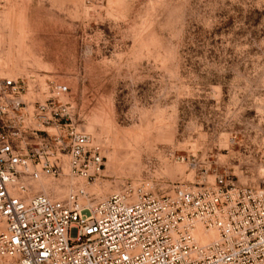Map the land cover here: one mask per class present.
<instances>
[{
    "label": "rangeland",
    "instance_id": "rangeland-1",
    "mask_svg": "<svg viewBox=\"0 0 264 264\" xmlns=\"http://www.w3.org/2000/svg\"><path fill=\"white\" fill-rule=\"evenodd\" d=\"M0 65L70 88L98 198L264 188V0H0Z\"/></svg>",
    "mask_w": 264,
    "mask_h": 264
},
{
    "label": "built area",
    "instance_id": "built-area-1",
    "mask_svg": "<svg viewBox=\"0 0 264 264\" xmlns=\"http://www.w3.org/2000/svg\"><path fill=\"white\" fill-rule=\"evenodd\" d=\"M101 144L77 124L67 85L0 75V264H264V188L126 187L105 200L73 186L35 193L44 178L103 176ZM198 229L217 239L202 244Z\"/></svg>",
    "mask_w": 264,
    "mask_h": 264
},
{
    "label": "bare ground",
    "instance_id": "bare-ground-1",
    "mask_svg": "<svg viewBox=\"0 0 264 264\" xmlns=\"http://www.w3.org/2000/svg\"><path fill=\"white\" fill-rule=\"evenodd\" d=\"M0 70H1V72L4 71L1 65H0ZM86 133L91 135L88 130H87ZM64 183L67 184L66 185L67 189H63L62 190L61 186H58L54 181H51V180L44 181V180H42V182L34 184L35 193L41 192V193H44V194H50L52 197H54L56 199H63L66 196H68V194L70 193V188L71 187H73V186L84 187L82 183L78 184V181L76 179H74V178L66 177ZM118 193H120V192H117L116 194H118ZM90 195L94 196L98 200L108 199L106 197L105 198H98L97 196H95L93 194H90ZM0 224H1L0 225L1 226L0 231H3L5 226H4V221H3V219H1V217H0ZM197 236L199 238V241L202 244H208L210 242H214L217 239V234L215 232H211L209 234H205L204 232L201 231V229H198V235Z\"/></svg>",
    "mask_w": 264,
    "mask_h": 264
}]
</instances>
